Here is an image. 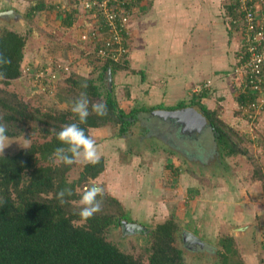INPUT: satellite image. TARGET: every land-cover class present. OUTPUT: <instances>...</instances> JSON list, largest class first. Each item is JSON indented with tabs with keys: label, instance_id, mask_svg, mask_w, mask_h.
<instances>
[{
	"label": "rangeland",
	"instance_id": "obj_1",
	"mask_svg": "<svg viewBox=\"0 0 264 264\" xmlns=\"http://www.w3.org/2000/svg\"><path fill=\"white\" fill-rule=\"evenodd\" d=\"M61 1L0 0V12L12 11L9 15L10 17L0 16V33L5 28H9L24 37L25 47L21 67L26 63L24 67H29L32 70L31 76L29 74L22 75L21 73L23 77L20 75L18 79L11 81L8 86H5L0 80V89L8 94L16 95L17 100L26 105L27 113H33L35 117L32 121L17 123L15 126L12 123L8 124L11 126L10 129L18 135L8 137L9 139L6 142L7 147L3 152H0L2 156L13 155L27 148L33 142H42L49 139V135L46 136L43 132V129H48L49 131L52 129L53 131V128L47 123V116L71 109L73 99H76L79 95V90L77 88L73 89L71 83L63 82L67 77L81 78L94 86H98L100 97L95 99L96 102H103L108 91L107 89H109L116 104L125 113H129L134 109L132 107L137 109L139 104L137 97L131 99L129 97L131 94L129 95L126 92L125 87L129 84L127 81H124L126 79L125 75L128 73H123L124 71L120 70L114 72L113 76L109 77L106 75L103 68L98 64L96 66V63L93 62L97 60L92 53V46L79 40V33L84 21L81 12H76V20L73 21L72 27L67 29L61 26L62 13H59L58 8L36 9L41 3L56 5L57 2ZM62 8L64 9V7ZM233 9L232 16L236 17L235 6ZM29 12L30 14L28 15ZM8 19L12 23H9ZM233 28L236 30V27L233 26ZM45 64H50L52 68H55L56 81L46 84L42 83V81L34 82L35 79H32V75ZM64 64L69 67V71L66 73L56 68L57 65ZM102 75H106L105 82L100 80ZM230 85L234 92L233 97H236L235 86L231 83ZM0 96L5 97L6 94L0 92ZM141 105L138 107H141ZM234 107L236 109L228 108L225 111L224 107L222 109V107L216 106L214 111L216 117L219 116L226 126H221V128L240 147L246 149L245 156L225 157L222 156L224 153H220V156L218 154L220 152L219 146L209 133L205 136L206 138H203L206 139L205 141L201 139L197 143L192 142V147L188 143H181L175 136L173 137L168 133L164 124H158L159 126H157L158 120L147 121L148 118L146 116L149 115L142 112L137 114L135 120L132 122L133 124L128 127L124 136H120L117 126L107 125L101 127L98 131H96L97 128L88 130L89 136L96 139V145L98 147H106V149H102L103 151L105 150V153L109 154L106 156L104 153L99 152V154H102L100 158L104 163L103 172L106 165L112 168H116V166L121 168L126 163H130L135 157H139L140 159V162L135 164V168H142L144 167L143 165H147L155 159H162L163 163L166 162L165 159H170L171 162L175 161V165H179L183 172L189 173L191 177L199 180L197 181L198 188L196 190L198 193L201 192V194L196 195L194 193L196 190L188 192V194L181 190L182 181L180 182L175 177L172 178V181L169 183L171 185L167 187L165 195L163 194V202L158 203V205L155 204L154 210L150 209L151 205L138 207V204L133 203L134 201L130 199L124 201L114 197L120 203V206L110 202L109 196H113L111 195L112 192L110 193L107 188V182L102 181L100 178L103 172L96 179L78 185L76 189L78 195H81V190L85 186H91L93 183L101 186L104 192L100 213L106 212L117 216L122 214L132 220L127 223H136L143 227L142 230L129 231L125 229L122 223L120 226L112 225L105 234L108 242L116 245L123 253L132 255L135 258H141L142 264H147L148 248L150 245L149 233L156 225L163 223L164 219L173 218L180 229L179 236L176 237L174 244L182 250L186 264H218L220 252H222L220 244L227 238L232 239V245L237 251V254L230 261L234 262L240 259L243 264H264L263 246L260 242V235L264 233V111L253 115L254 117L243 118L238 110V105ZM232 111L235 117L234 121L228 120L224 116L225 113L230 114ZM3 115L5 113L0 109V123H3L7 127L6 122L2 118ZM140 115H144L145 118L139 117ZM153 117L156 118V116ZM152 122L153 124H151ZM172 139L173 141H171ZM26 140L28 141L27 143H25ZM201 150H205L203 151L204 153L200 154ZM208 151L216 158L212 159L213 162L207 163V165L212 163L210 164L212 169L206 168L205 170L201 162L206 160L205 153ZM141 161H144V163ZM83 165L75 164L68 172L67 180L69 182L78 179ZM179 166L175 167L178 168ZM201 167L202 169H200ZM207 169L211 173L213 172L211 176H224L228 180L227 184L220 185V188L218 185H201V183L204 184V177L206 178V175H208ZM126 179L128 180V177ZM230 180H233L235 184L231 183ZM241 182L248 185L241 184ZM255 182H257V185ZM114 194L116 195L117 193L114 192ZM196 196H199L200 202L195 215H198L200 212L203 222L200 224L202 226L201 229L195 227L196 230H194L195 225L191 223L187 225L188 227L185 226L186 223L181 222L182 220H180V216L178 217V213H182L186 206L192 207V202L196 199ZM227 201L230 203L237 201V203L245 206L254 204L253 206L256 209L253 211V217L250 216L251 219L247 218L246 221L241 222L227 219L223 228H217L216 225L214 227L213 222L210 221L211 217H215L216 210L220 211L221 206L219 203ZM210 202L212 203L211 205H209ZM74 205L80 207L77 203ZM203 206L205 207L204 209ZM157 207H159L160 211L162 207L166 208V213L160 214ZM140 212L145 214L142 215ZM204 219L208 220L205 222ZM78 224L81 223L78 222ZM205 225L206 228L203 227ZM241 226H248L250 230L245 237L241 236L242 231L238 229ZM187 228L189 231L194 230L197 234H203L202 238L206 243L199 246L190 244L189 242L186 244L189 240L185 238L187 236L183 232V229ZM235 233L237 234L236 236Z\"/></svg>",
	"mask_w": 264,
	"mask_h": 264
},
{
	"label": "trees",
	"instance_id": "obj_2",
	"mask_svg": "<svg viewBox=\"0 0 264 264\" xmlns=\"http://www.w3.org/2000/svg\"><path fill=\"white\" fill-rule=\"evenodd\" d=\"M66 2V5L62 6L66 7V11L62 12L61 26L69 28L76 20V12L81 11L71 8L78 0ZM135 4L136 1L132 5ZM54 7L55 5L41 3L36 9ZM81 14L84 19L82 28H85L92 20L86 13L81 12ZM24 47V37L9 28L1 31L0 53L11 60L10 64L0 67V71H5L7 74V78L1 80L5 86L18 79L22 73ZM95 59L97 61L93 62L96 66L100 65L106 75L108 70L110 76H113L114 72L126 69L127 61L119 65L111 61H101L96 57ZM105 76L102 75L100 80L105 82ZM63 82H69L73 89L79 90L76 99L81 93L86 94L92 102H96L95 99L100 97L98 86L81 78L67 77ZM107 90L103 99L107 105L105 116L91 113L85 123H80L71 109L46 115L48 125L53 128V131L43 129L44 134L49 135V139L33 142L13 155H0V264H142L141 258L123 253L105 238L107 230L112 225L120 226L122 221L131 222L132 220L127 216L99 212L87 222L78 224L80 207H76L74 201H78L80 195L76 189L78 185L96 179L103 172V160L100 158L95 165H83L78 179L73 182L67 180V174L75 164L56 165L50 161L54 149L62 146L56 139V133L65 124L79 123L86 134L89 129L107 125L117 126L120 136H124L138 113L151 115L155 110H159L158 108H162L158 106L132 109L129 113H125L118 107L109 89ZM0 92L6 94L5 97L0 96V109L5 113L2 118L7 124L6 135L15 137L18 134L13 132L8 124L12 123L15 126L17 123L32 121L35 117L33 113H27L26 105L20 103L16 95L8 94L1 89ZM249 97L254 98L253 95ZM76 99H73V102ZM247 99L245 95L240 94L235 97L237 105L246 102ZM187 106H198L201 109L208 122L207 133L215 140L220 152L224 153L222 156H245L246 149L240 147L221 128L225 125L219 116L216 117L214 110L191 101L169 107L166 111ZM139 117L145 118L144 115ZM64 189H70L72 195L66 196L67 202L61 204L57 199V193ZM102 198L98 197V199ZM109 198L110 202L120 206L117 199L111 196ZM74 221L76 223H73ZM179 230L173 218L155 226L149 233L147 264H186L182 250L174 244L176 237L179 236ZM263 234L260 235V240ZM232 244L230 238L221 242L222 252L218 264H243L240 259L230 261L237 254Z\"/></svg>",
	"mask_w": 264,
	"mask_h": 264
},
{
	"label": "crops",
	"instance_id": "obj_3",
	"mask_svg": "<svg viewBox=\"0 0 264 264\" xmlns=\"http://www.w3.org/2000/svg\"><path fill=\"white\" fill-rule=\"evenodd\" d=\"M135 1L133 15L129 22V57L123 73H128L125 75L124 82L127 81L129 84L125 87L126 92L131 94L129 97L131 99L137 97L138 106L142 104L141 107L137 106V109L160 106L162 108L158 109L165 111L169 107H175L180 103L187 104L191 101L209 110H214L216 106L222 107V109L224 107L225 111L228 108L236 109L234 106L237 107V103L235 96L233 97L234 92L229 81V74L235 64L240 39L239 34L229 21L233 17L234 0ZM65 2L62 0L57 4L54 3L61 13L64 12L61 7L66 5ZM6 16L10 17L9 15ZM9 23L12 21L9 20ZM24 66L26 63L22 65V69ZM206 81H210L209 89H205L199 94L192 93L194 85ZM164 107L165 109H163ZM132 108L136 109L135 107ZM224 116L228 120L234 121L235 119L233 111L230 114L225 113ZM147 118V121L158 120L159 125L164 124L166 126L167 124L160 121L161 119H152L154 118L153 115H149ZM100 129L97 128L96 131ZM94 140L96 141V139ZM97 148L98 153L109 155L105 153V150L103 151L106 147H98L97 145ZM203 151L200 154L204 153ZM184 152L186 153V151ZM205 154L206 160L201 162L202 167L205 170L206 168L212 169L210 167L212 163L209 165L207 163L213 162L212 159L216 157H213L210 151ZM99 155L102 156V154ZM139 160V157H135L121 168L105 166V171L100 175V178L107 182V188L110 193L112 192L113 197L124 201L133 200V203H137L138 207L151 205L150 209L154 210L155 204L158 205V203L163 202V194L171 185L169 183L172 178L175 177L180 182L182 181L180 189L187 194L198 188L197 181L199 180L191 177L189 173L183 172L179 165H175V161L171 162L170 159H165L166 162L163 163L162 159H155L151 163L143 165L142 168H135V164L140 162ZM141 162L144 163V161ZM208 171L207 169L208 175L206 178L204 177V184L201 183V185H218L220 188V185L227 184L228 180L224 176H211L213 172ZM230 182L235 184L233 180ZM241 184L248 185L244 182ZM114 192L117 194L113 195ZM194 193L196 195L201 194L197 190ZM198 197L196 196L192 202V207L186 206L180 213L182 215L178 213L181 222L186 223L185 226L191 223L195 225H193L194 230H196L195 227L201 229L200 224L203 222L200 212L195 215L200 202ZM211 204L210 202L209 205ZM219 205L221 206L220 211L216 210L215 217H211L210 220L213 222V226L216 225L217 228H223L227 219L239 222L246 221L247 218L251 219L253 211L256 209L254 204L245 206L237 203V201H233V203L227 201L219 203ZM157 208L159 209V207ZM158 211L160 214H164L166 208L162 207L161 211L160 209ZM206 220L204 219L205 222ZM203 227L206 228V225ZM238 229L242 231L241 236L243 237L250 232L248 226H241ZM183 230L187 237L193 235L198 239V246L206 243L202 238L203 234H197L194 230L189 231L188 228Z\"/></svg>",
	"mask_w": 264,
	"mask_h": 264
},
{
	"label": "built area",
	"instance_id": "obj_4",
	"mask_svg": "<svg viewBox=\"0 0 264 264\" xmlns=\"http://www.w3.org/2000/svg\"><path fill=\"white\" fill-rule=\"evenodd\" d=\"M135 0H78L71 6L86 13L92 20L82 28L79 40L93 48V55L101 61L123 65L129 57V22L133 15ZM236 17L230 18L239 34V48L235 64L229 74L230 83L237 95H245L246 102L238 105L241 117H252L264 111V0H234ZM63 11H66V7ZM63 73L68 65H57ZM55 68L45 64L34 72V82L54 83L57 79ZM29 74V67L22 69V75ZM34 76V77H33ZM210 82L198 83L192 88L199 94L210 88ZM249 95L254 98L250 99ZM254 117V116H253ZM264 254V234L261 238Z\"/></svg>",
	"mask_w": 264,
	"mask_h": 264
},
{
	"label": "clouds",
	"instance_id": "obj_5",
	"mask_svg": "<svg viewBox=\"0 0 264 264\" xmlns=\"http://www.w3.org/2000/svg\"><path fill=\"white\" fill-rule=\"evenodd\" d=\"M11 60L4 54L0 53V67L10 64ZM7 78L5 71H0V80ZM71 111L78 117L80 123H85L91 113L98 116L107 114V105L102 102H92L86 94L81 93L80 96L73 102ZM7 128L3 123H0V152H3L7 147L6 135ZM56 139L62 146L56 147L50 156V161L53 164L59 165H95L100 160L96 142L91 138L86 131L79 126V123L65 124L56 133ZM28 141L26 140L25 143ZM104 189L93 183L91 186H85L81 190V195L78 201H74L80 206L78 215L80 223H85L95 214L102 210V199ZM70 189H64L57 193V199L61 204L66 203V196H71ZM73 223H76L75 221Z\"/></svg>",
	"mask_w": 264,
	"mask_h": 264
},
{
	"label": "water",
	"instance_id": "obj_6",
	"mask_svg": "<svg viewBox=\"0 0 264 264\" xmlns=\"http://www.w3.org/2000/svg\"><path fill=\"white\" fill-rule=\"evenodd\" d=\"M12 13L11 10L8 11H2L0 12V16H6L10 15ZM107 75L110 77V72L108 70ZM153 116H157L163 119H177L179 122L184 123L187 126H203L208 125L207 119L202 113L201 109L198 106H188L176 110H168V111H155L151 113ZM122 225L125 227V229L132 231V230H142L143 227L136 223H127L122 222ZM187 239L191 240V242H197V238L193 235H189Z\"/></svg>",
	"mask_w": 264,
	"mask_h": 264
},
{
	"label": "flooded vegetation",
	"instance_id": "obj_7",
	"mask_svg": "<svg viewBox=\"0 0 264 264\" xmlns=\"http://www.w3.org/2000/svg\"><path fill=\"white\" fill-rule=\"evenodd\" d=\"M155 118V117H154ZM158 118V117H156ZM160 121L166 122V130L170 135L181 142L188 143L189 145L192 144V142H199L201 139L206 138L207 136V127L208 125H203V126H198V125H193V126H187L184 123L179 122L177 119H163V118H158ZM158 125V123L156 124ZM204 141L206 139H203ZM192 147V145H191ZM187 238V237H185ZM189 240V239H188ZM197 245V242H191V240L187 241L186 244Z\"/></svg>",
	"mask_w": 264,
	"mask_h": 264
}]
</instances>
